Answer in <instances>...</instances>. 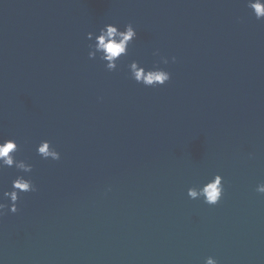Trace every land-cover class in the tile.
Masks as SVG:
<instances>
[{
    "label": "water",
    "instance_id": "obj_1",
    "mask_svg": "<svg viewBox=\"0 0 264 264\" xmlns=\"http://www.w3.org/2000/svg\"><path fill=\"white\" fill-rule=\"evenodd\" d=\"M128 23L115 71L89 58V32ZM161 56L164 86L130 78ZM9 138L32 171L0 170V197L19 175L37 191L0 217V264H264V20L247 0H0ZM215 174L218 204L187 196Z\"/></svg>",
    "mask_w": 264,
    "mask_h": 264
},
{
    "label": "clouds",
    "instance_id": "obj_2",
    "mask_svg": "<svg viewBox=\"0 0 264 264\" xmlns=\"http://www.w3.org/2000/svg\"><path fill=\"white\" fill-rule=\"evenodd\" d=\"M247 7L251 9L257 20H264V0H247ZM87 38L92 42L89 44V58L95 59L99 56L102 62H106V70L111 72L118 68L121 58L128 55L129 46L137 38V31L131 23L126 24L122 30L114 24H106L99 29L98 33L89 32ZM153 55H159L158 50ZM175 59L172 57V62H175ZM161 63L167 65L169 63L168 58L161 56L160 60L151 68L133 60L127 65L129 76L137 84H142L145 87L164 86L171 79V73L161 68L159 66ZM18 151L19 145L15 139L9 138L0 141V170L5 167H15L24 173L32 171L31 164L16 159L15 154ZM36 152L45 160L58 161L61 159L60 152L48 140H42L37 145ZM255 190L264 194V182L259 183ZM36 191L37 188L30 178H25L23 175L17 176L11 182V190L4 191L0 197V200L9 201L7 204L0 202V217L5 215L6 209L12 214L17 213L19 210L17 204L21 194ZM223 192V177L220 174H215L202 186L188 188L187 196L192 200L202 198L205 204L214 206L220 202ZM205 264H218V261L209 256L206 258Z\"/></svg>",
    "mask_w": 264,
    "mask_h": 264
}]
</instances>
